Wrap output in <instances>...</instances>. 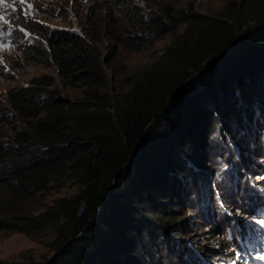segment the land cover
<instances>
[{"label":"trees","instance_id":"16d2710c","mask_svg":"<svg viewBox=\"0 0 264 264\" xmlns=\"http://www.w3.org/2000/svg\"><path fill=\"white\" fill-rule=\"evenodd\" d=\"M109 1L127 6L128 13L133 7L132 0ZM243 3L218 16L159 7L157 1L159 9H137L122 37L125 45L141 50L174 35L130 78L127 90L112 94L99 87L102 66L95 46L68 30L46 27L51 32L44 37L43 61L48 56L59 74L73 76L70 84L82 81L86 95L67 101L42 74L10 89L0 105V123L20 120L11 133L0 134V230L29 235L55 226L56 231L47 259H0V264H144L153 246L177 250L185 233L172 239L169 233L182 231L175 226L188 222L187 216L170 224L164 219H176L173 194L189 190L188 171L194 175L202 168L206 151L213 149L212 121L239 153L231 143L239 142L234 134L243 143L251 139L241 133L240 116L253 118L256 108L248 106L262 102L264 0ZM248 19L253 24L232 47L239 20ZM180 24L185 26L176 35ZM64 176L74 179L77 192L62 198L59 207L29 216V189L43 191ZM236 227L241 229L240 222Z\"/></svg>","mask_w":264,"mask_h":264},{"label":"rangeland","instance_id":"374dc122","mask_svg":"<svg viewBox=\"0 0 264 264\" xmlns=\"http://www.w3.org/2000/svg\"><path fill=\"white\" fill-rule=\"evenodd\" d=\"M155 1L159 7L170 5L185 10L191 7L194 11L218 16L220 12L233 11L247 0H132L129 13L127 6L116 7L109 0H24V3L4 0L0 4V16L4 18L0 20V105L6 103L10 89L42 74L49 76L53 93L65 100L75 102L85 98L82 81L70 84L73 76L65 78L59 74L48 56L43 61V48L48 50L44 37L48 30L51 32L46 27L65 29L90 41L97 56L100 55L99 87L110 94L127 90L130 78L149 66L174 35V32L168 33L141 50L123 43L122 37L136 17L137 9H159ZM29 4L32 5L30 9ZM109 13L113 15L110 17ZM239 22L241 31L236 30L231 39L232 47L246 31L248 23L253 24L252 19ZM184 26H176V35ZM261 100L258 105L254 102L248 106V109L256 108L253 118L248 117L247 121L240 116L241 133L244 131L251 139L243 143L244 140L234 134L239 142L231 143L240 147L239 153L229 146V138L218 135V122L212 121L209 135L212 151H206L203 167L194 175L188 171L185 182L189 190L173 194L176 197L171 198L177 203L175 215L182 218L168 216L164 219L170 224L187 216L191 223H179L175 227L183 230L169 233L171 239L178 237L177 233H185L179 235L177 250L153 246L144 264H264V224L259 223L264 221V159L260 158L264 154V94ZM43 114L45 110L39 115ZM19 123L17 119L0 123V134L11 133ZM49 185L43 191L29 189V216L59 207L62 198L71 197L78 189L74 179L67 176L61 181L52 180ZM62 221L60 218L59 223ZM239 222L241 229L236 227ZM206 223L216 229L215 234ZM55 237V226L29 235L0 230V259L9 262L22 261L24 257L37 261L47 259L53 253Z\"/></svg>","mask_w":264,"mask_h":264},{"label":"snow or ice","instance_id":"6c2138e0","mask_svg":"<svg viewBox=\"0 0 264 264\" xmlns=\"http://www.w3.org/2000/svg\"><path fill=\"white\" fill-rule=\"evenodd\" d=\"M21 3H24V0H20ZM4 0H0V4H3ZM29 9L32 7L31 4L28 5ZM0 20H4V18L2 16H0ZM5 23H7V21H4ZM21 31H23V29H21ZM259 223L264 224V221H260Z\"/></svg>","mask_w":264,"mask_h":264}]
</instances>
